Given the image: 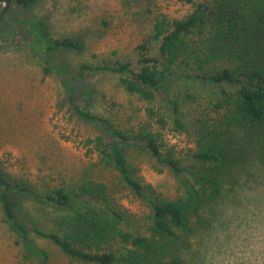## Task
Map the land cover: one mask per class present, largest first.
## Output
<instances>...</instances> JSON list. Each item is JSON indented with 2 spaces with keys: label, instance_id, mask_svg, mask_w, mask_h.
<instances>
[{
  "label": "trees",
  "instance_id": "16d2710c",
  "mask_svg": "<svg viewBox=\"0 0 264 264\" xmlns=\"http://www.w3.org/2000/svg\"><path fill=\"white\" fill-rule=\"evenodd\" d=\"M12 1L29 8L39 0ZM179 1L190 7L180 18L148 6L149 27L137 46L138 59L83 63L76 78L55 66L48 54L56 49L79 51L78 40L62 37L44 43L27 32V47L39 55L43 74L56 72L68 88L57 111L97 123L104 134L84 141L87 152L96 156L93 168L101 174L87 169L74 179L61 178L56 185L40 187L0 170L1 222L21 239L24 261L36 258L44 264L43 259L48 260L33 240L41 238L77 264H187L183 255L194 246L200 248L215 233L214 240L217 235L227 236L225 230H234L230 224L235 219L245 221L235 212L226 220L220 212L231 203L244 204L243 192L240 202L236 192L248 181L236 168L260 152L264 0ZM86 73L114 77L127 96L140 101L142 120L111 113L99 116L81 108L75 82ZM180 82H204L211 87L206 108L200 110L203 113L195 110L199 116L191 122L185 121V104L180 103L190 99L182 98L188 94L167 95L168 88ZM180 134L190 137L191 147L183 157L168 138ZM131 147L174 174H187L183 194L165 197L143 182L129 161ZM130 196L149 205V213L142 217L144 226L135 227L134 215L122 205L123 198ZM31 203L48 207L41 208L45 223L33 219L38 211L32 210ZM246 203L259 210L264 199L257 200L251 193ZM216 223L221 228H214Z\"/></svg>",
  "mask_w": 264,
  "mask_h": 264
},
{
  "label": "rangeland",
  "instance_id": "374dc122",
  "mask_svg": "<svg viewBox=\"0 0 264 264\" xmlns=\"http://www.w3.org/2000/svg\"><path fill=\"white\" fill-rule=\"evenodd\" d=\"M148 6L157 13L176 18L190 10L189 5L179 0H39L29 8H22L11 0L0 22V170L16 179L28 178L40 187L56 185L61 178L74 179L87 169H92V174H101V170L93 168L96 156L87 152L89 148L84 142L87 137L102 134L101 127L92 121L71 117L65 110L57 111L59 100L66 97L68 88L56 72L43 74L40 57L27 47L26 38L30 34L44 43L62 37L78 40L82 44L79 51L56 49L48 54L55 66L76 78L78 67L83 63L97 65L122 58L138 59L137 46L149 27ZM3 7L4 2H0V11ZM13 31L18 36H13ZM75 85L76 103L81 108L99 116L111 113L126 119L130 116L134 122L142 120L140 101L127 96L114 77L86 73ZM210 89L204 82H180L173 83L167 95L170 98L178 92L189 95L182 98L190 99L180 103L185 104V121L191 122L199 116L195 110L206 108ZM259 136L260 152L252 153L248 162L241 164L239 170L236 168V173L248 181L247 186L242 185L236 192L238 202L243 192L244 204L231 203V207L223 209L222 206L220 212L226 220L235 212L245 221L235 219L230 224L234 230L230 233L225 230L227 236L217 235L219 239L214 240L215 233L200 248L194 246L183 255L187 264H264V206L258 210L254 204L246 203L251 193L257 195V200L264 199V132ZM168 138L180 157L191 147L190 137L185 134ZM128 157L136 175L154 186L156 192L165 197L183 194L187 174L170 172L134 147L128 149ZM187 163L184 161V165ZM53 177L55 180L51 181ZM122 205L134 215L135 227L145 225L142 217L149 213L146 200L124 197ZM33 207L38 211L33 219L45 221L41 208L48 207L31 203L32 210ZM218 224H213L214 228H221ZM33 240L38 249L49 255L48 260L43 259L44 264H77L47 240ZM21 245V239L1 222L0 213V264H42L36 258L24 261Z\"/></svg>",
  "mask_w": 264,
  "mask_h": 264
},
{
  "label": "water",
  "instance_id": "95a60500",
  "mask_svg": "<svg viewBox=\"0 0 264 264\" xmlns=\"http://www.w3.org/2000/svg\"><path fill=\"white\" fill-rule=\"evenodd\" d=\"M0 2H4V7L3 9L0 11V22L2 21V19L4 18L7 10L9 9V5L11 0H0Z\"/></svg>",
  "mask_w": 264,
  "mask_h": 264
}]
</instances>
